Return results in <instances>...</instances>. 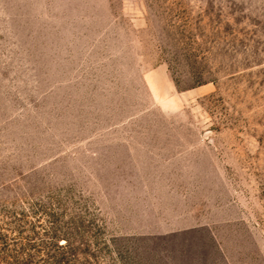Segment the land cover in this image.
I'll return each mask as SVG.
<instances>
[{"label":"rangeland","instance_id":"374dc122","mask_svg":"<svg viewBox=\"0 0 264 264\" xmlns=\"http://www.w3.org/2000/svg\"><path fill=\"white\" fill-rule=\"evenodd\" d=\"M163 141L210 207L150 209ZM0 264H264V0H0Z\"/></svg>","mask_w":264,"mask_h":264},{"label":"crops","instance_id":"0c3cea01","mask_svg":"<svg viewBox=\"0 0 264 264\" xmlns=\"http://www.w3.org/2000/svg\"><path fill=\"white\" fill-rule=\"evenodd\" d=\"M171 142L174 145H169ZM160 143L162 146H156L155 142H138L137 145L129 146L128 151H126L137 168L144 169L138 172V174H141L140 179L157 178L164 181L159 185L155 184V187H161L160 193L156 192V188L146 193L150 209L153 211L176 210L185 212L187 210L201 212L205 210L203 205L210 207V194L202 193L203 190L209 187L206 182L208 179L207 173L187 172L185 170L168 171L173 166L185 169L187 165L186 158L199 156L197 153L199 151L190 150V148L181 145L183 142L179 141H163ZM159 160L160 162H158ZM192 165H196V162H193ZM159 167L167 171L157 172L155 169ZM169 180L173 181L172 185L165 182ZM212 201L215 205L216 198L214 195ZM204 222L208 226H212V223H214L210 220H204ZM188 224H196V222L193 221ZM215 238L219 241L218 237Z\"/></svg>","mask_w":264,"mask_h":264}]
</instances>
